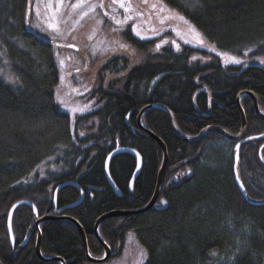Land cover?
<instances>
[{
    "label": "trees",
    "instance_id": "1",
    "mask_svg": "<svg viewBox=\"0 0 264 264\" xmlns=\"http://www.w3.org/2000/svg\"><path fill=\"white\" fill-rule=\"evenodd\" d=\"M163 1L218 49L243 56L247 49L255 48L252 56H264V0H200L203 6L195 8L193 0ZM30 15V0H0V64L7 63L6 71L0 70V263L46 264L36 255L37 218L29 206L15 211L16 248L11 246L7 220L14 205L32 203L42 218L77 204L81 190L85 192L83 203L63 216L80 224L90 255L102 259L105 251L94 235L99 218L144 209L157 188L163 152L138 127L140 112L151 105L168 108L186 138H196L208 127L236 137L242 128L236 104L239 94L255 93L264 114V68L225 69L219 59L192 66L190 60L197 50L191 48L180 53L163 49L150 55L157 61L133 67L126 57L113 58L102 68L93 92L99 109L78 117L73 136L71 119L56 100L60 74L54 44L31 31ZM126 39L138 52L149 54L152 42L131 33ZM160 77L152 89L151 83ZM240 102L247 137L253 138L242 143L237 167L248 199L235 181L237 143L208 133L200 142L187 144L176 137L163 111L150 110L142 125L168 150L162 192L147 213L115 217L101 224L100 236L113 252L111 260L122 255L126 235L133 232L147 252L146 264H218L222 257H226L222 264H228V256L237 247L243 252L237 264H264V121L256 115L250 96H243ZM226 140L233 149L231 157L223 158L218 152L210 159L214 165H205L211 163L205 161L209 144ZM117 148L135 150L143 159L133 191L135 157L123 154L113 159L110 174L121 198L109 187L105 175L107 158ZM50 160H54L52 169L41 177L38 168ZM218 165L221 167L215 168ZM66 183L77 188H63L56 208L55 192ZM164 200L166 205L161 203ZM40 229L44 258L90 264L74 224L50 221ZM29 237L28 245L20 250ZM237 238L242 241L239 246Z\"/></svg>",
    "mask_w": 264,
    "mask_h": 264
},
{
    "label": "rangeland",
    "instance_id": "2",
    "mask_svg": "<svg viewBox=\"0 0 264 264\" xmlns=\"http://www.w3.org/2000/svg\"><path fill=\"white\" fill-rule=\"evenodd\" d=\"M123 2L126 6L130 4L134 9V12L131 13L133 19L123 25H117L112 17L115 16L122 20L128 13H125L119 4H114L113 0H83L82 3L81 0H63V3L60 0H30L31 31L54 44L55 59L60 74V84L56 88V100L60 104L62 112L69 115L71 119L73 136L78 117L91 114L99 109V99L94 96L93 92L99 84L102 68L113 58L126 57L133 67V65H144L157 61H153L150 55H157L163 49L170 48L174 52L180 53L185 48H191L197 50L190 60L192 66H206L214 62L215 59H219L225 69L234 66L246 69L250 65L264 68V63L260 62L264 56H252L255 48H251V51L247 49L243 56H237L232 52L218 49L196 28L204 40L203 44L199 43L189 32L188 25L178 18L165 20L161 24L160 19L169 14L185 17L163 0H147V3L145 0H123ZM77 3H81V6L73 9L71 5ZM152 4L157 5L156 9L151 7ZM161 4L166 6L169 11L159 12ZM93 6H95L94 10ZM85 12L87 15H82ZM135 12L142 13V15L136 16ZM50 24H55L56 27L51 28ZM134 24L141 30V35L146 37L145 39H141L132 31ZM128 33L141 41L152 42L149 54L144 55L138 52V49L126 39ZM115 41L124 43L128 47L120 48ZM163 41H167V43ZM157 44L161 45L158 51L156 50ZM176 45H179V50ZM213 47L215 51L212 50ZM225 52L229 56L240 59L242 63H233L220 55ZM61 61H63V65H61ZM6 66L5 61L0 64L1 72L6 71ZM8 74L10 75V73ZM7 77L13 81L10 76ZM157 83L158 80L151 83L152 89ZM58 96L60 99H57ZM61 100L64 103H61ZM212 143L209 144V150L206 152V162L209 163L214 154L216 156L218 152L219 156H223V158L231 157L233 149L227 140ZM53 162L54 160H50L44 163L38 168L37 173L44 177L45 171L52 169ZM204 164L209 167L214 165L212 162L209 165L205 162ZM217 167L221 166H215V168ZM33 177L34 175L30 176L28 181H33ZM142 250L145 249L138 243L135 233L129 232L126 235L122 255L106 264H146L148 257L147 255L146 258L141 257ZM222 258L218 261L219 264L226 263V257Z\"/></svg>",
    "mask_w": 264,
    "mask_h": 264
},
{
    "label": "water",
    "instance_id": "3",
    "mask_svg": "<svg viewBox=\"0 0 264 264\" xmlns=\"http://www.w3.org/2000/svg\"><path fill=\"white\" fill-rule=\"evenodd\" d=\"M245 95H249L252 98L254 109H255V112H256L257 116L261 120L264 121V114L260 111L259 100H258L256 94L251 93V92H243V93L239 94V96L236 99V104H237L238 110L240 112L242 128H241L240 135H238L236 137L232 136L231 134H229L228 132H226V131H224V130H222L220 128L208 127L205 130H203L200 133V135L197 136L196 138L188 139V138H185L184 136H182V134L179 132V130H178L177 126H176V123H175L174 116H173L172 112L168 108H166V107H164L162 105H151V106H148V107L144 108L140 112V114L138 116V119H137L138 127L140 128L141 131L146 133L151 139H153L155 142H157L158 145L161 147L162 152H163V166H162V168L160 170V173H159V182H158V185H157L156 194H155L154 199L152 200L151 204H149L147 209H144V210L139 211V212H133V213L113 212V213H110V214H107V215L103 216L102 218H100L96 222V225H95V228H94V235H95L96 240L99 242V244L103 247V249L105 251L104 258L95 259V258H93L90 255L89 248H88V243H87V239H86V235H85V232H84L83 228L74 219L69 218L67 216H63V213L66 210L80 206L83 203V201H84V198H85L84 196L85 195H82L81 200L77 204H75L74 206H71V207L63 209V210H59L55 215H47V216H44L42 218L39 217V213H38L36 207L32 203L20 202V203H17L16 205H14L12 207V209L10 210L9 217H8V226H7L9 239H10V242H11V246L14 249L16 248V242H15V238H14L13 231H12V222H13V217H14L15 211L18 208L22 207V206H29V207L32 208V210L34 211L35 216L37 218V221L35 223L36 231H37V234H38V239H37V243H36V255H37V258L40 261H42V262H44L46 264H50V263H54V262L59 263V264H66V262L63 259H61V258L46 259V258L43 257L42 252H41L42 233H41L40 226H41L42 223L50 222V221H62V222L63 221H67V222H71L72 224H74L76 226V228L78 229V232H79V234H80V236L82 238V242H83V246H84V250H85V255H86L87 261L90 264H106V263H108L111 260V258H112L113 252H112L111 248L103 241V239L100 236V226H101V224L103 222L107 221L108 219H112V218H115V217L129 216V215H132V214H142V213H145L146 211L148 212L156 204V202H157V200L159 198L161 189H162L161 187H162V183H163L164 173H165L167 165H168V150H167L164 142L160 138H158L155 134H153L148 129L144 128L143 125H142V119H143L144 115L147 112H149L150 110H153V109H159V110L163 111L167 115L174 134L176 135V137L178 139L182 140L183 142H187V143H190V144L197 143V142H200L203 139V137L206 134H208V133H218V134L224 136L228 141L237 143V145H239V148H237V146L235 148V150H236V154H235V180H236V183H237L240 191L244 194L245 199H248L247 195H245V187H244L243 183L241 182V180L239 178L238 170H237L242 143H248V142H250L253 139L251 137L250 138L247 137L248 136V124H247V120H246V116H245L244 110H243L241 102H240V98H242ZM131 130H132L133 133H135L134 129H131ZM263 138H264V136H263ZM123 154L131 155V156L135 157V159H136L137 167H136V170H135L134 179H137V177L141 173L142 166H143V159L140 156V154L138 152H136L135 150H132V149L117 148L115 151H113L110 154V156L108 157V159L106 161V177H107L109 183L112 186H113V182H112L111 177H110L109 167H110V165H111V163H112V161H113V159L115 157H117L119 155H123ZM237 157H238V159H237ZM241 185H243V187H241ZM66 187H76L77 188V185L74 184V183H66V184L60 186L57 189V191L55 192V207L56 208H57V195L63 188H66ZM114 190H115V193L118 196H120V193H118L115 188H114ZM255 205H260V204H255Z\"/></svg>",
    "mask_w": 264,
    "mask_h": 264
},
{
    "label": "snow or ice",
    "instance_id": "4",
    "mask_svg": "<svg viewBox=\"0 0 264 264\" xmlns=\"http://www.w3.org/2000/svg\"><path fill=\"white\" fill-rule=\"evenodd\" d=\"M60 2L63 3V0H60ZM82 2H83V0H81V3ZM145 2L147 3V0H145ZM81 3L73 4V5H71V7L73 9L79 8L81 6ZM113 3L114 4H119V7L120 8H123L125 13H128V15H125L122 20L121 19H117L115 16L112 17V19L115 21V23L117 25H123V24L127 23L128 20L133 19V15L131 13L134 12V9L132 8V6L130 4L128 6H126L125 3L123 2V0H113ZM202 6L203 5L200 3V0H193L192 7L195 8V7H202ZM151 7L153 9H156L157 5L156 4H152ZM94 8H95V6H93V10H94ZM168 11L169 10L167 9V7L161 4V6L159 7V12L163 13V12H168ZM82 15H87V13L85 12ZM105 15H107V13H105ZM135 15L136 16H141L142 13L135 12ZM174 18H178L179 20H181L185 24H187L188 25V30L194 36V38L199 43H201V44L204 43L202 34L196 29V27L194 25H192L183 16H178L177 17L176 14H169V15H166V16L162 17L160 19V23L163 24L165 20H171V19H174ZM49 27L55 28L56 25L55 24H50ZM132 31L135 32L137 36H140L141 39H145L146 38V37H144V36L141 35V30L135 24L132 26ZM153 31H155V29H153ZM163 42L164 43H167V41H163ZM115 43H118L120 48H127L128 47V45H126L124 43H120L119 41H115ZM262 43H264V42H262ZM160 46H161L160 44H157L156 45V50L157 51L159 50ZM176 47H177V50H179V45H176ZM212 50L215 51V48L213 47ZM249 51H251V49H249ZM220 55H222L227 60H229V61H231L233 63H236V64L242 63V61L240 59L236 58L235 56H229L228 53H226V52L225 53H222ZM193 59H196V57H193ZM260 62L261 63H264V59H261ZM61 65H63V61H61ZM61 79H63V77H61ZM15 82L18 83L19 80L17 79V81H15ZM57 99H60V97L58 96ZM61 103H64V101L61 100ZM73 111H76V109H73ZM80 135H84V133L81 132ZM237 148H239V145H237ZM237 159H238V157H237ZM241 187H243V185H241ZM161 203L166 205L168 202L166 200H164V201H161ZM236 244L239 246V245L242 244V241L239 238H237ZM146 255H147L146 250H142L141 251V257L142 258H146ZM211 255L215 257V256H217V253L216 252H212ZM242 255H243V252L241 251V248L240 247H237L236 250L234 252H232L228 256V264H237V262L239 261V259L241 258ZM221 259H223V258H221ZM218 264H219V262H218Z\"/></svg>",
    "mask_w": 264,
    "mask_h": 264
},
{
    "label": "bare ground",
    "instance_id": "5",
    "mask_svg": "<svg viewBox=\"0 0 264 264\" xmlns=\"http://www.w3.org/2000/svg\"><path fill=\"white\" fill-rule=\"evenodd\" d=\"M162 79V77H160V78H157V79H155V80H158V83H159V81ZM154 80V81H155ZM153 81V82H154ZM252 93V92H251ZM255 94V93H254ZM249 96V95H248ZM258 98V97H257ZM241 99V98H240ZM252 99V98H251ZM259 100V99H258ZM261 111V110H260ZM256 113V112H255ZM257 115V114H256ZM183 136V135H182ZM186 138V137H185ZM188 139H192V138H188ZM185 143H187V142H185ZM187 144H190V143H187ZM160 147V146H159ZM161 148V147H160ZM162 150V149H161ZM240 156V155H239ZM259 158H260V160L263 162V158H262V152H260V154H259ZM108 159V158H107ZM162 166H163V164H162ZM162 166H161V168H162ZM168 166V165H167ZM167 169V168H166ZM161 170V169H160ZM142 171V170H141ZM109 173H110V167H109ZM160 173V172H159ZM165 173H166V171H165ZM165 173H164V176H165ZM134 174H135V172H134ZM134 174H133V176H132V179H131V182H130V190L131 191H133V188H134V184H135V182L137 181V179H138V177L140 176H138L137 177V179H134ZM105 175H106V164H105ZM110 177H111V174H110ZM106 179H107V177H106ZM111 180H112V182H113V186L109 183V181H108V179H107V181H108V185H109V187L112 189V191L115 193V190H114V188L117 190V192L118 193H120V190L117 188V186H116V184L114 183V181H113V179H112V177H111ZM236 181V180H235ZM134 182V183H133ZM158 182H159V174H158V179H157V185H158ZM163 183H164V178H163ZM163 183H162V187L161 188H163ZM133 184V185H132ZM157 189V188H156ZM161 192H162V189H161ZM161 192H160V195H161ZM81 196L82 195H85V192L84 191H82L81 190ZM116 194V193H115ZM155 194H156V191H155V193H154V196H155ZM117 195V194H116ZM160 195H159V197H160ZM118 196V195H117ZM154 196H153V198L150 200V202H149V204H151V202H152V200L154 199ZM85 197V196H84ZM119 198H121L122 197V195H121V193H120V196H118ZM82 198V197H81ZM85 199V198H84ZM158 200H159V198H158ZM157 200V201H158ZM149 204L144 208V209H147L148 208V206H149ZM156 204H157V202H156ZM156 204L153 206V208L156 206ZM152 208V209H153ZM144 209H142V210H144ZM152 209H150V210H152ZM142 210H140V211H142ZM149 210V211H150ZM116 212H123V211H116ZM136 212H139V211H136ZM113 213V212H112ZM128 213H133V212H128ZM145 213H147V211L145 212ZM145 213H143V214H145ZM110 214V213H109ZM107 215V214H106ZM105 216V215H104ZM103 217V216H102ZM102 217H100V218H102ZM99 218V219H100Z\"/></svg>",
    "mask_w": 264,
    "mask_h": 264
},
{
    "label": "flooded vegetation",
    "instance_id": "6",
    "mask_svg": "<svg viewBox=\"0 0 264 264\" xmlns=\"http://www.w3.org/2000/svg\"><path fill=\"white\" fill-rule=\"evenodd\" d=\"M7 221H8V220H7ZM7 226H8V222H7ZM7 231H8V229H7ZM12 231H13V222H12ZM13 235H14V232H13ZM29 241H30V237L27 238V239L25 240V242H23L22 244H20L19 249H20V250H23V249L28 245Z\"/></svg>",
    "mask_w": 264,
    "mask_h": 264
}]
</instances>
